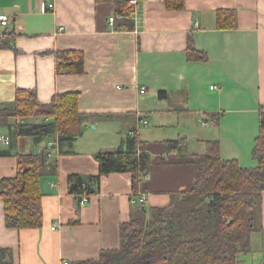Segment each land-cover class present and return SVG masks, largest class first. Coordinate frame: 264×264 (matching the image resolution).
Masks as SVG:
<instances>
[{
    "label": "crops",
    "instance_id": "obj_1",
    "mask_svg": "<svg viewBox=\"0 0 264 264\" xmlns=\"http://www.w3.org/2000/svg\"><path fill=\"white\" fill-rule=\"evenodd\" d=\"M115 7L114 1L0 0V14L11 17L8 26L0 24V40L11 43L0 48V106H10L19 89L36 90L45 104L78 92L84 117L82 134L59 140L44 171L40 228H8L0 197V248L13 251V264H74L118 248L121 224L140 207L131 196L144 193L150 210L168 206L173 195L193 187L202 167L196 155L206 152L209 140L220 142L224 160L257 165L252 153L264 108V0H186L183 11L169 10L163 0H138L131 31L109 22ZM220 11L232 13L225 28L218 27ZM190 41L205 59H188ZM67 50L84 53L83 74L57 73L55 52ZM41 121L13 118L9 124ZM11 131L0 125V135L12 143L0 141V180L15 176L17 155L59 139L37 145L32 136L13 141ZM133 137L152 158L142 190L133 192L129 173L109 174L80 206L69 177L98 174L95 154ZM180 138L185 146L168 155L165 142ZM256 218L264 236V193Z\"/></svg>",
    "mask_w": 264,
    "mask_h": 264
},
{
    "label": "trees",
    "instance_id": "obj_2",
    "mask_svg": "<svg viewBox=\"0 0 264 264\" xmlns=\"http://www.w3.org/2000/svg\"><path fill=\"white\" fill-rule=\"evenodd\" d=\"M114 1L116 30L135 28L134 9L129 2ZM171 11H183L186 0H163ZM229 11L218 13V27L225 28ZM233 26V25H229ZM11 47L0 40V48ZM189 60H203L205 55L190 41ZM59 75L85 72V55L79 50L55 52ZM161 97L166 93L161 92ZM78 92L57 94L48 104L39 101L34 89H19L10 106H0V125L10 126L13 141L32 136L37 145L46 139L73 140L82 134L83 115L79 112ZM41 118L36 124H9L10 119ZM46 118H54L44 122ZM11 139V136H9ZM183 138L165 142L168 155L185 146ZM12 144V143H11ZM204 154L196 155L199 169L193 187L173 195L166 207H138L130 221L120 226L121 244L104 250L97 259L74 264H238L243 253L252 249V236L260 232L256 213L264 193V108L260 132L255 140L253 159L257 165L243 168L238 160H224L218 140H209ZM180 153V152H179ZM8 152L6 155H9ZM99 165L96 175L70 176L73 193L79 198L93 196L100 190L102 178L113 173H129L132 190H142V182L151 173V154L140 139L131 138L113 151L95 154ZM47 151L17 155L15 176L0 180V197L5 203L8 228L33 229L43 225L41 181L48 164ZM51 171L58 172L57 163ZM13 251L0 248V264H13Z\"/></svg>",
    "mask_w": 264,
    "mask_h": 264
},
{
    "label": "built area",
    "instance_id": "obj_3",
    "mask_svg": "<svg viewBox=\"0 0 264 264\" xmlns=\"http://www.w3.org/2000/svg\"><path fill=\"white\" fill-rule=\"evenodd\" d=\"M130 5L133 7L134 9V20L137 19V16H138V8H137V5H138V0H131L130 1ZM49 8L50 9H53L54 8V4H50L49 5ZM10 20H11V17L9 15H6V14H0V24L4 27L8 26L9 23H10ZM109 22L111 24H114L115 22V17H111L109 19ZM195 26L198 27L199 24L198 23H195ZM61 30H63V28H61ZM213 88V87H212ZM143 92H145V89L143 90ZM50 118H46L44 119L43 121L44 122H48ZM143 123L145 125L148 124L147 121H143ZM134 134V133H133ZM0 141H2L4 144L6 145H10L11 141H10V137L9 136H2L0 135ZM58 141L59 139L57 140H52V141H48L44 147V150L47 151V157L49 160H52L54 157H55V154H56V150L58 148ZM91 199V196H88V195H83L81 196L80 198V206H84L85 204H87ZM147 201V196L144 194V193H139V194H136L134 193L132 196H131V204L135 205V206H143ZM67 264V263H66Z\"/></svg>",
    "mask_w": 264,
    "mask_h": 264
},
{
    "label": "rangeland",
    "instance_id": "obj_4",
    "mask_svg": "<svg viewBox=\"0 0 264 264\" xmlns=\"http://www.w3.org/2000/svg\"><path fill=\"white\" fill-rule=\"evenodd\" d=\"M147 218L151 216V210L147 207ZM256 232L252 236V249L249 252L243 253L238 264H264V236Z\"/></svg>",
    "mask_w": 264,
    "mask_h": 264
},
{
    "label": "water",
    "instance_id": "obj_5",
    "mask_svg": "<svg viewBox=\"0 0 264 264\" xmlns=\"http://www.w3.org/2000/svg\"><path fill=\"white\" fill-rule=\"evenodd\" d=\"M35 153H37V148H35ZM74 188V185L71 186V189Z\"/></svg>",
    "mask_w": 264,
    "mask_h": 264
}]
</instances>
